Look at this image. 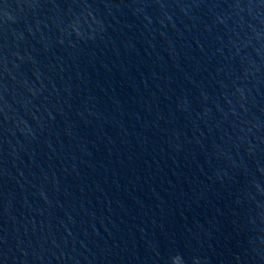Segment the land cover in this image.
I'll return each instance as SVG.
<instances>
[{
    "label": "water",
    "instance_id": "water-1",
    "mask_svg": "<svg viewBox=\"0 0 264 264\" xmlns=\"http://www.w3.org/2000/svg\"><path fill=\"white\" fill-rule=\"evenodd\" d=\"M0 264H264V0H0Z\"/></svg>",
    "mask_w": 264,
    "mask_h": 264
}]
</instances>
